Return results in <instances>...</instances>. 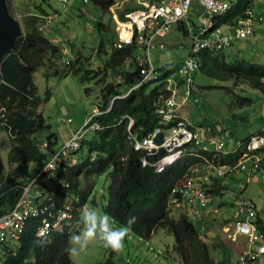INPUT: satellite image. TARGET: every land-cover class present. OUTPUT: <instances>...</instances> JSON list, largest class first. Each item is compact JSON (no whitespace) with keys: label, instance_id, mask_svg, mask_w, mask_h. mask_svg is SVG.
<instances>
[{"label":"trees","instance_id":"16d2710c","mask_svg":"<svg viewBox=\"0 0 264 264\" xmlns=\"http://www.w3.org/2000/svg\"><path fill=\"white\" fill-rule=\"evenodd\" d=\"M90 1L97 4L102 13H110L109 23L114 24L115 31L107 37L112 45V54L102 49L105 43L103 37L99 39L97 47V50H104L102 54L107 56L110 54L108 59L103 60L106 66L103 67V72L111 77V81L102 83L100 101L97 106L100 112L95 114L90 122H97L103 128L89 130L81 139L80 148L74 154H80L82 150L86 149L88 151L86 157L79 156L76 163H66L64 169H58L61 182L53 181L54 187L51 190L48 189L47 195L50 197V202L54 204V207L61 208H64L67 202H71V222L77 221V226L73 231L75 233L82 225L79 206L83 203L89 205L90 202L94 205L97 204L95 199L96 179L99 176H104L107 181V200L101 206L115 227L124 226L129 216H136L137 221L131 226L129 233L149 239L158 229H164L173 236L174 249L183 264H226V259L216 261L208 255L207 234L202 229L204 226L212 227L213 223L220 225L222 229L229 226L235 219L236 203L234 202L233 186L230 182L231 177L233 179L234 177L229 174L224 177L211 174L210 183L203 184L212 200H216L215 205L220 208L219 214L223 209L221 215L209 216L211 217L210 221L206 220V224L201 223L202 219H199L201 216L191 217L184 211L174 209L171 200L175 197L182 198L179 191L174 193L172 190L176 186H181L185 177L191 176L189 169L196 164H201L203 156L212 158L213 155H216L215 160L225 164L235 162L237 154L228 153L226 152L228 150L224 148L221 152L210 149H194V154L182 156L161 172L155 171L152 166L143 165L144 157L150 162L156 157L145 156L144 150L134 148L135 141L129 137L126 116L133 119L130 132L138 140L158 127L160 115L156 110V103L160 96H168L170 93L165 88V79L173 76L174 72L177 73L183 62L175 68L162 67L163 72L160 73V77L148 79L128 91L141 80L137 62L134 70L126 69L123 64L134 46L127 45L120 49L114 46L117 33L110 11L114 0ZM227 2H229V9L214 18V27L229 24L231 33H233L235 22L241 16H245L244 12L248 8L253 13L254 34L257 23L262 21L259 14L264 12V7H258L263 3L262 0H258V2L257 0H227ZM6 3L8 10L13 14L11 0H6ZM196 5L199 8L195 10V14L200 24H195L192 20L191 12ZM137 8L138 5L128 3L118 9L117 13L119 18L123 19L125 11ZM36 9L22 17L23 34L16 38L14 48L8 51L0 63V129L8 134L11 142L7 163L17 165L16 170L2 172L0 175V216L13 208L21 193V186L28 184L33 178L35 179L46 160L57 150L53 147L56 143L54 134L47 140H42L38 136L39 131L45 127V119L38 111L41 99L37 93L33 73L42 67L46 76L54 74L62 78L70 73L84 78L93 76L92 70H84L79 64L80 57L78 55L71 57L68 54L65 56L66 61L61 60L62 44H58L61 40L52 41L43 34L44 31L50 29V24L55 17L43 30H39L43 16L54 11L46 12L41 6H37ZM55 11L58 13V10ZM200 13L201 7L195 2L189 9V20L177 24L183 36H188L190 42L186 57L190 54L193 43L189 33L192 36L198 35L203 26L198 18ZM105 28L106 23L99 21L98 34H104ZM249 37H232L229 45L223 48L201 49L197 54V70L219 81L230 79L235 87L247 85L264 91V64L255 63L245 58L228 61L223 53V50L229 47L232 41ZM72 58L75 59L72 60ZM101 71L98 69L95 73ZM119 75L122 77V81L115 83L114 78ZM177 83L179 86L183 81L177 80ZM226 89L230 95V105L240 107L251 105L253 101L251 98L242 96L232 88ZM48 94L47 91L45 99ZM191 95L190 91L186 101ZM171 124L163 125V127L166 128ZM196 125L209 126L214 131L209 124ZM89 132L90 134L87 136ZM262 132L259 131L258 134H262ZM216 133L219 134L220 131ZM19 175L22 176L19 178ZM37 181L41 184H38V188L42 189L44 182L38 177L35 179V182ZM65 183L68 185H63ZM225 208H230L229 214L224 213ZM174 210L178 213L176 218L170 215ZM258 210L256 205V211L259 212ZM203 218L208 219V217ZM191 219L199 221V226L197 227ZM38 224L39 218L32 217L26 220L22 233L13 247H4L0 256L2 264H75L65 251L70 246L71 232L51 233L46 237L36 236ZM41 241L45 243L42 244ZM238 261L239 254L234 264H238ZM247 262L255 261H246L245 263ZM97 264H112L111 256L104 263Z\"/></svg>","mask_w":264,"mask_h":264},{"label":"built area","instance_id":"2783aa9c","mask_svg":"<svg viewBox=\"0 0 264 264\" xmlns=\"http://www.w3.org/2000/svg\"><path fill=\"white\" fill-rule=\"evenodd\" d=\"M59 1L66 8L71 0ZM82 1L90 2V0ZM135 1L138 8L125 11L123 19L119 18L114 9L116 6V11L122 8L121 4L125 3V0H114L110 6L117 33L114 46L120 49L131 45L144 49V58H136L141 80L128 91L148 79L160 77L150 61L149 51L155 46L156 38L168 35L175 25L188 21L189 9L195 2L201 7L198 18L203 25L198 35L192 36L189 33L193 42L191 51L177 70V74L180 76L179 80H182L183 84L187 86L185 94L182 93L181 97L178 98L177 80L171 76L167 77L165 88L170 93L168 96H160L156 103V110L160 115V125L141 140L136 139L135 135L129 132V137L135 141V149L144 150L145 156L156 157L151 162L144 157L143 165L152 166L155 171L161 172L182 156L194 154V149L206 150L212 146V151L221 152L223 146L213 138V130L209 126L194 125L188 119L177 115L175 109L186 101L191 89L194 88L193 74L198 68V52L207 47L218 49L226 47L232 37L245 38L251 36L254 30L252 10L248 8L245 10V16L238 18L233 27L234 32L231 33L229 24L214 27V18L229 9V2L226 0H152L146 3L141 0ZM262 15L264 12L259 14L260 20L264 18ZM54 17H56L54 12L45 14L39 30H43ZM188 28L190 30V26ZM160 46L163 45L160 44ZM61 54V60L66 61L65 56H68V50L65 46H62ZM99 112L96 107L94 113L86 118L81 127L51 154L36 178H48L57 183L61 182L58 169H64L66 163H76L75 158L70 159V154L75 153L80 148V141L87 131L100 128L98 123L90 122V119ZM126 117L128 118L127 128L129 130L133 120L129 116ZM169 123L172 124L166 128L163 127ZM160 132H162V142L157 143L154 139ZM226 152L236 153L237 160L233 163L222 164L215 160L216 155H213L212 158L203 156L201 164H196L189 169L191 176L185 177L182 185L176 186L172 190L174 193L179 191L182 198L175 197L171 203L175 209L184 211L191 217L201 216L200 220L203 217L217 215L220 208L213 204L211 195L203 184L210 183L211 174L218 177L229 174L236 178L238 173H243L245 180L238 179L233 190L236 217L229 226H225L223 229L228 233V238L231 241H236L240 235L245 236L246 245L239 253L238 264H244L246 261L264 264V217L262 218L256 211L254 201H249L242 196V191L246 187L245 183H248L254 174L260 173L264 180V135L255 133L244 141H236L235 147ZM35 179L33 178L28 184L21 186V193L13 208L0 216V256L5 246L13 247L10 244L19 238L26 220L32 217L39 218L36 236L46 237L51 233L70 232V226L74 223L71 222V202H67L64 208L54 207L47 195L50 185L44 184L41 192L38 188L32 194L30 192L31 187L39 186ZM63 185L67 186L68 184ZM85 206L87 204L84 203L79 206L81 214ZM0 264H2L1 259Z\"/></svg>","mask_w":264,"mask_h":264},{"label":"rangeland","instance_id":"374dc122","mask_svg":"<svg viewBox=\"0 0 264 264\" xmlns=\"http://www.w3.org/2000/svg\"><path fill=\"white\" fill-rule=\"evenodd\" d=\"M36 2L37 0H11L13 14L10 11L9 13L19 23L20 27L22 17L28 12L37 10L35 8ZM129 2L134 4L135 0H125V3L121 4V6ZM136 5L138 4L136 3ZM46 8L49 12L58 10L60 13L52 20L50 24L51 28L44 31L43 34L52 41L54 38L61 40L58 44L66 45L71 57L76 56V53L80 52L82 57L78 55L80 57L79 64L84 70H92L93 75L86 78L71 73L62 78L54 74L46 76L42 67L33 73V80L41 99L38 111L45 119V127L39 131L38 136L42 140H47L48 138H52L51 135L54 134L57 142L53 147L58 149L72 132L75 131L78 124L80 123L81 125L84 123L86 118L94 113L100 101V88L102 83L111 81V77L103 72V67H106L103 60L105 58L108 59L113 52L112 45L107 40V37L113 32L115 33V31L114 24L109 23L110 13H102L101 8L91 1L83 3L82 0H79L67 9L62 6L59 0H48ZM116 8L117 6L115 7V13H117ZM197 8L199 7L196 5L191 12L192 20L195 24H200L195 14ZM262 16L264 17V15ZM189 17L190 15L187 17L188 20ZM99 21L106 23V31L102 35H99L97 30ZM169 34V37H165L162 40L156 38L154 42L155 46L149 51L150 61L159 74L163 72L161 70L162 67H177L188 54V43L190 42L188 38L183 36L178 26L175 25ZM101 37H103L105 42L102 49L110 53L108 56L106 54L101 55L104 50H97ZM160 44H163V46H160ZM99 51H101V54H98ZM144 56V49L134 46L123 62L124 67L128 70H134L136 67L135 59L144 58ZM75 58H72V60ZM98 69L102 71L95 73ZM171 77L175 80L180 79V76L176 72ZM114 79L115 83L122 81L120 75ZM166 84L167 81L165 80ZM193 86L194 90H191V97L181 103L176 109V111L188 117L192 124H209L213 127L214 131L225 133L233 140L241 139L248 132L254 133L259 130L262 121L255 119L253 115L251 117V113L248 110L250 108L253 109L252 112L254 114L260 110V102L257 100L258 96L261 95L259 90L247 85L234 87L231 81L212 79L201 74L198 70L193 76ZM223 87L237 89V93L251 98L253 100L252 104L242 108H238L237 105H230L229 96ZM186 90L187 86L181 83L177 88L178 98L181 97L182 93L185 94ZM47 91L49 94L47 99H45ZM67 119L70 121H67ZM102 128L100 125L99 129ZM128 132H130V129ZM89 134L90 132L87 136ZM221 144L223 146L222 142ZM10 146L11 142L8 134L0 129V155L3 162L2 172L17 169L16 164L9 165L7 163V154ZM223 148L229 150L226 149V145ZM87 154L88 151L84 149L80 154L71 153L70 159H77L79 156L86 157ZM21 176L19 175V178ZM42 181L45 185H50V190L54 187V182L51 179L44 178ZM259 182L262 181L255 182L249 180L247 189L242 193L244 197L254 199L258 206H260L261 199L256 193L255 185H259ZM38 184L41 185L40 183ZM106 185L107 181L104 176L97 177L95 186V199L97 204L94 205L91 202L89 205L87 204V207L97 210L102 215L105 213L102 210L101 204L106 203L107 200ZM36 188L37 186H32L30 192L34 194ZM261 207L264 208V206ZM173 208L175 209V206ZM221 213H223V209ZM170 215L176 218L178 213L174 210ZM210 218L202 219L201 223L206 224V220L209 222ZM110 221L114 228H119L115 227L111 219ZM191 221L197 227L199 226V221H194V219H191ZM76 226L77 221L70 226L72 235L79 234L83 229V225H81L78 231L74 233L73 231ZM203 230L207 234L208 255L216 261L226 259V264H234L238 259V254L236 258L234 255L238 249L230 243L228 233L224 229H221L220 225L214 223L210 228L204 226ZM14 243H11L10 246H13ZM174 248L173 236L160 228L149 239H143L133 233H128L124 240V247L119 252L104 247L103 243L97 238L90 242L87 248L78 256H70V258L75 264L104 263L109 256H111L112 264H183ZM249 263L256 264L254 262H247V264Z\"/></svg>","mask_w":264,"mask_h":264},{"label":"crops","instance_id":"0c3cea01","mask_svg":"<svg viewBox=\"0 0 264 264\" xmlns=\"http://www.w3.org/2000/svg\"><path fill=\"white\" fill-rule=\"evenodd\" d=\"M77 1H79V0H71L69 6L66 7V8L67 9L70 8ZM141 1H143V2L146 3V2L152 1V0H141ZM259 1H261V0H259ZM262 2H263L262 4L258 5L259 8L260 7L261 8L264 7V0H262ZM129 3L133 4L132 2H129ZM47 4H48V0H37V2L35 3V8H37V6H41L42 8H44L46 10V12H49L47 10V8H46ZM134 4H136V1H135ZM53 11L56 12L55 10H53ZM59 13L60 12L58 11L57 16H58ZM21 28H22V26H21ZM169 35L170 34H168V35H166L164 37H159L158 39L162 40L165 37H169ZM186 38H188V36ZM188 41H189V39H188ZM161 45H163V44H161ZM179 45L181 46V43H179ZM188 46H189V43H188ZM223 53H224L225 59L228 60V61H232V60L237 59V58H245V59H248V60H250L252 62H255V63L264 64V18L262 19V21H259L257 23V25L255 27V33L253 35H251L247 39H236V40L232 41L231 45L223 50ZM68 54H69V51H68ZM76 54L82 57V55H81L80 52H78ZM101 55H103V54H101ZM201 74H203V73H201ZM203 75H205V74H203ZM64 77H66V76H64ZM226 81H231V83H233V81L230 80V79L229 80H226ZM223 88L226 90L228 96L230 97L229 92L226 89L228 87H223ZM229 88H232V87H229ZM236 90L237 89H235V91ZM260 94L261 95L258 96V98H257V100L260 102L259 103V109L260 110L256 114H254V112H252L253 109H251V108L248 109L249 112L251 113L250 114L251 117L253 115V117L255 116V119H258V120H261L262 121L259 130H257L254 133L248 132L247 134H245L246 136H242L241 139L239 138V139H236V140H233L232 138H229L225 133L224 134L223 133H219L218 134V133H216V130L213 131V135H214L213 138L216 141L220 142V143L222 142L223 143V146L226 145V149L231 150L232 148L235 147L237 140L238 141H243L246 138L252 136L253 134L258 133L259 131H263L262 134H264V91H260ZM261 96H263V98H261ZM238 108H242V107L238 106ZM176 109H175V112H176ZM177 114L180 115L181 117H184V118L188 119V117H186L184 114H182V113H180L178 111H177ZM81 125L79 123L78 126H77V128L75 129V131L78 128H80ZM75 131H73V132H75ZM55 142H57V139L56 138H55ZM231 145H232V148H231ZM209 149L212 150V146H209ZM238 179H241L242 181H244L245 180V175L240 172V173L237 174L236 178L234 177V179H233L231 177L230 182L232 183L233 189L236 187V184H237V180ZM250 180H253L255 182L260 181V180L262 181V182H259V185H257V184L255 185L256 186V193L258 194V197H260V199H261L260 206L257 205V203L255 202L254 199L249 198V197L246 198V197L243 196V194H242V196L244 198L248 199L249 201H254L255 202V204L257 205V207L259 209L258 211L260 213V216L263 218L264 217V208L261 207V206H264V180L261 178L260 173L254 174L252 176V178H250ZM248 183L246 184V187H245L244 191L247 189ZM36 189H38V187ZM39 191L41 192V188H39ZM214 202H215L214 204L217 203L216 200ZM224 213L225 214H229L230 213V208H225ZM203 219H205V218H203ZM230 243L233 244L238 249V251H236V253L234 254L235 255V258H236L237 254H239L240 251H241V249L245 246V243H246L245 236L240 235L239 237H237V240L236 241H230ZM254 263L259 264L257 262H254ZM231 264H233V263H231ZM249 264H251V263H249Z\"/></svg>","mask_w":264,"mask_h":264},{"label":"clouds","instance_id":"9594fccd","mask_svg":"<svg viewBox=\"0 0 264 264\" xmlns=\"http://www.w3.org/2000/svg\"><path fill=\"white\" fill-rule=\"evenodd\" d=\"M57 40V38L54 39V41ZM62 46L67 48L64 44ZM212 202L213 204L215 203L214 201ZM80 219L83 229L79 234L70 237V246L65 249L69 256H78L87 248L90 242L97 238L103 243L104 247L110 248L115 252L121 251L131 226L137 221L136 216H129L124 226L114 228L109 215H102L97 210L87 206L83 208ZM41 243L43 244L45 242L41 241Z\"/></svg>","mask_w":264,"mask_h":264},{"label":"water","instance_id":"95a60500","mask_svg":"<svg viewBox=\"0 0 264 264\" xmlns=\"http://www.w3.org/2000/svg\"><path fill=\"white\" fill-rule=\"evenodd\" d=\"M23 34L19 23L9 13L6 0H0V63L9 50L14 48L16 38ZM155 142H162V132L155 137ZM3 171V162L0 155V174Z\"/></svg>","mask_w":264,"mask_h":264}]
</instances>
